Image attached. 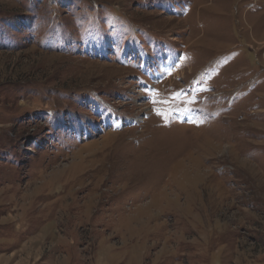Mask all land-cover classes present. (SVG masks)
<instances>
[{
	"label": "rangeland",
	"instance_id": "1",
	"mask_svg": "<svg viewBox=\"0 0 264 264\" xmlns=\"http://www.w3.org/2000/svg\"><path fill=\"white\" fill-rule=\"evenodd\" d=\"M0 264H264V0H0Z\"/></svg>",
	"mask_w": 264,
	"mask_h": 264
},
{
	"label": "bare ground",
	"instance_id": "2",
	"mask_svg": "<svg viewBox=\"0 0 264 264\" xmlns=\"http://www.w3.org/2000/svg\"><path fill=\"white\" fill-rule=\"evenodd\" d=\"M44 189V188H43ZM38 191V190H37ZM40 192V191H39ZM41 194V193H40ZM39 195V194H38ZM36 198V197H35ZM32 203H33V201H32ZM29 204H30V202H29ZM32 205V204H31Z\"/></svg>",
	"mask_w": 264,
	"mask_h": 264
}]
</instances>
